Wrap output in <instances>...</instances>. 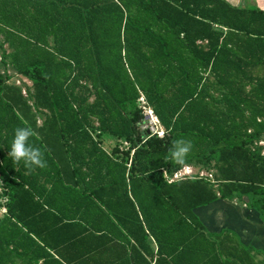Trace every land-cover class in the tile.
Returning a JSON list of instances; mask_svg holds the SVG:
<instances>
[{"label":"trees","instance_id":"16d2710c","mask_svg":"<svg viewBox=\"0 0 264 264\" xmlns=\"http://www.w3.org/2000/svg\"><path fill=\"white\" fill-rule=\"evenodd\" d=\"M0 264H264L212 232L228 200L264 224V9L228 0H0ZM144 97L165 129L141 128ZM47 167L8 157L14 130ZM129 145L111 152L103 140ZM147 138V139H146ZM212 178L169 182L185 166Z\"/></svg>","mask_w":264,"mask_h":264},{"label":"rangeland","instance_id":"374dc122","mask_svg":"<svg viewBox=\"0 0 264 264\" xmlns=\"http://www.w3.org/2000/svg\"><path fill=\"white\" fill-rule=\"evenodd\" d=\"M233 5L241 7L264 9V0H228ZM1 70L11 76L10 83L21 87L26 93V88L31 87L32 83L25 77L4 63H0ZM141 103V102H140ZM142 108V103L140 105ZM144 113V112H143ZM145 116V115H144ZM145 116V122L147 121ZM141 124V126L143 125ZM264 147V141L260 143ZM103 146L111 152L116 146L121 150H126L129 145L124 142H116L114 139L107 138L103 140ZM191 168H183L176 174L181 173L184 178L191 177H209L214 172L213 168H202L201 166L189 165ZM171 178L170 176H168ZM175 175L172 176L174 178ZM216 205V204H215ZM212 205L202 210L205 223L210 231H229L236 233L241 240L247 245H262L264 250V224L257 212L247 205L235 200L234 203L219 202V205ZM1 215V212H0Z\"/></svg>","mask_w":264,"mask_h":264},{"label":"clouds","instance_id":"9594fccd","mask_svg":"<svg viewBox=\"0 0 264 264\" xmlns=\"http://www.w3.org/2000/svg\"><path fill=\"white\" fill-rule=\"evenodd\" d=\"M34 135V130L29 127L16 128L14 130L10 151L8 152V157L11 158L15 164L23 162L26 172L34 171L36 168L43 169L47 167L44 153L40 148L34 147L29 143V139ZM192 148L193 144L190 140H173L169 149V158L172 162L183 168V166H186V158L190 154Z\"/></svg>","mask_w":264,"mask_h":264},{"label":"built area","instance_id":"2783aa9c","mask_svg":"<svg viewBox=\"0 0 264 264\" xmlns=\"http://www.w3.org/2000/svg\"><path fill=\"white\" fill-rule=\"evenodd\" d=\"M140 102L142 103V110L144 112V115L148 119L146 123L141 126L142 130L144 132H147V138L151 136H158L160 138H163L165 135V129L160 123L158 117L155 115L153 109L147 104L144 97L140 99ZM165 176L168 178L167 174H165ZM201 177L204 176L201 175ZM183 178H184L183 175L179 173V174H175L174 178H168V180L169 182H172L174 180H179ZM209 178H212V175H209Z\"/></svg>","mask_w":264,"mask_h":264},{"label":"crops","instance_id":"0c3cea01","mask_svg":"<svg viewBox=\"0 0 264 264\" xmlns=\"http://www.w3.org/2000/svg\"><path fill=\"white\" fill-rule=\"evenodd\" d=\"M184 168H191V166H185ZM181 171V170H180ZM178 173V172H177ZM166 174V173H165ZM176 174V173H175ZM174 174V175H175ZM166 177V176H165ZM169 178V177H168ZM168 178L166 177V179L168 180ZM172 178V177H171ZM184 179V178H183ZM169 181V180H168ZM175 181V180H174ZM0 191H1V185H0ZM222 202H229V203H234V201H228V200H223ZM216 205H219V202H217V203H215ZM215 204H213V205H215ZM215 205V206H216ZM206 209V208H205ZM204 210V209H203ZM0 212H1V215H0V218H2L5 214H6V212H7V210H6V208L5 207H0ZM202 219L204 220V222H205V218L202 216ZM206 224V223H205ZM213 232V231H212ZM215 232H221V229H219V230H217V231H215ZM253 246L254 247H256V248H258V249H261V246L259 245H256L255 243H253Z\"/></svg>","mask_w":264,"mask_h":264}]
</instances>
